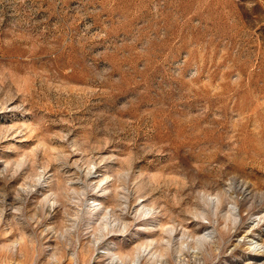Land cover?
<instances>
[{
    "label": "rangeland",
    "instance_id": "374dc122",
    "mask_svg": "<svg viewBox=\"0 0 264 264\" xmlns=\"http://www.w3.org/2000/svg\"><path fill=\"white\" fill-rule=\"evenodd\" d=\"M0 264H264V0H0Z\"/></svg>",
    "mask_w": 264,
    "mask_h": 264
},
{
    "label": "bare ground",
    "instance_id": "6f19581e",
    "mask_svg": "<svg viewBox=\"0 0 264 264\" xmlns=\"http://www.w3.org/2000/svg\"><path fill=\"white\" fill-rule=\"evenodd\" d=\"M90 177H91V175H90ZM94 178H95V176H94ZM209 236H210V235H209ZM258 237H259V236H258ZM127 239H128V238H127ZM127 239H126V240H127ZM248 243H249V241H248ZM255 256H256V255H255ZM251 260H252V259H251Z\"/></svg>",
    "mask_w": 264,
    "mask_h": 264
}]
</instances>
